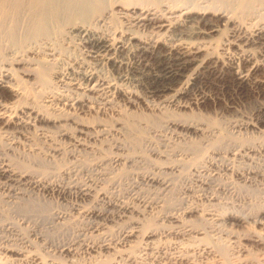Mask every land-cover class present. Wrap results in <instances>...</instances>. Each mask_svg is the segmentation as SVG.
<instances>
[{
	"label": "bare ground",
	"instance_id": "6f19581e",
	"mask_svg": "<svg viewBox=\"0 0 264 264\" xmlns=\"http://www.w3.org/2000/svg\"><path fill=\"white\" fill-rule=\"evenodd\" d=\"M23 102L22 109L19 104ZM212 102L219 104L220 115L192 116L195 108ZM233 102L245 103L252 110L227 115ZM47 124L59 127L58 139L85 151L96 148L95 143L100 148L109 146L110 141L112 148L123 149L117 136L136 129L159 127L170 132L171 144L164 137L152 148L162 161L158 169L187 174L208 193L205 203L185 210L196 211L199 223L187 222L178 213L163 215L169 225L162 227L160 235L178 234L181 241L171 247L151 244L149 255L136 264H197L198 257L195 261L192 256L198 251L223 257L224 249L216 245L219 241L203 245L204 236L210 240L225 237L228 243L239 240L235 255L250 254L243 264L254 262L264 252V0H0V130L17 133L33 128L45 135ZM61 148L53 146L46 156L73 155ZM1 156L0 190L15 194L27 186L61 197L69 194L78 201L70 207L89 219L91 231L122 220V246L139 234L148 239L157 231H144V227L142 231L140 217L132 218L130 213L142 215L153 202L160 208L168 205L164 196H156L153 202L143 200L142 210L117 203L91 178L63 184L45 176V168L44 175L38 172V164L37 171L21 169ZM113 160L128 163L133 157L117 152ZM96 162L102 168L99 176L107 179V161ZM77 167L64 169L62 174L85 169ZM143 179L158 184L160 190L170 185L155 174L143 175ZM224 197L229 203L225 199L223 206ZM104 201L117 205V211L112 214L101 205L86 204ZM31 206L21 209L25 216L33 213ZM226 216L249 219V227L228 230L216 222ZM47 217L51 221L63 218L58 213ZM10 248L5 253L21 254ZM69 250L70 242L60 247L61 253ZM32 263L38 264L35 259Z\"/></svg>",
	"mask_w": 264,
	"mask_h": 264
},
{
	"label": "rangeland",
	"instance_id": "374dc122",
	"mask_svg": "<svg viewBox=\"0 0 264 264\" xmlns=\"http://www.w3.org/2000/svg\"><path fill=\"white\" fill-rule=\"evenodd\" d=\"M237 103L238 102L230 103L232 104L230 111L232 110L233 111L232 112L227 111L228 112V113L226 112L227 115L228 114L229 115L231 114L239 115V114H243L242 112H245L244 110H246L247 113L252 110L250 106L248 107V105L245 103L244 104L242 102H239L238 104ZM25 104L26 103L23 102L22 104H19V106L23 109ZM218 106L219 104H216V103L214 104L213 102L211 104L208 103V105L201 106V108H195V111L191 113H192V116L194 115L197 117H205V116L215 117L221 114L220 106L219 107ZM243 106L245 109L243 108ZM216 107L218 108V111ZM241 109H243V111ZM234 111L236 114L233 113ZM191 113L188 112L189 115ZM183 116L187 117L188 115H183ZM45 127L48 128V129L46 128L45 133H44L46 136L42 135V133L39 130H35L33 128L22 129L20 132H17V133L13 131L0 130L1 132L0 133L1 134L0 135V142H1L0 143V156L2 155L1 158H3L5 161L7 159V162L11 166H16L21 169L32 167V169L37 171L38 168H40L41 170H38V172L43 173V175H44L45 170H47L45 176L49 175L47 177H49L51 180H55L63 184L64 183L73 184L75 182L84 183V182H87L88 179L91 178L95 181H98L99 183L98 185L101 186L108 193V197L111 200L117 203L136 205L135 207L141 210L142 208L145 207V206L142 207L143 206L142 204H144L143 200H150L153 202V200L156 199V196H160V197L164 196L163 198H164L165 204L166 205L168 204V205L167 206L164 205L165 207L163 206L160 208V206H157V204L153 202L151 204L152 206L145 207L147 209L143 210L144 212L140 210L141 213H143L142 215L136 211H134V213H130L129 216L132 218L140 217L139 220H141L140 222H143V223H141L142 226H139V227H141L142 231H143V227L145 228L144 231L146 230L148 231L157 230V231L152 237L148 239H146L145 235H142L143 238H141L140 237L141 235L139 234L137 237L133 238L132 241L134 242L131 241L129 245L122 246L121 244H119V240H121L120 238L122 236L121 229L124 226V223L122 222V220L114 219L112 221L106 222L103 225V227L100 228L98 231H91L89 229V219L79 215L76 211L72 210L71 208L72 205L78 201L69 194L64 197H61V196L56 195L55 193H46L38 189L27 187V186H21L20 188L21 192L15 193V194L6 193L5 191L0 190V231H1L0 232V240H1L0 244H2L0 245V264H33L32 259H35V262H38V264H136L138 259H141L149 255V252L151 251V248L149 247L151 246V244L154 246L164 245L167 247L169 246L171 247V246L178 244L179 243L178 241H181V238H180L181 235H178V234L174 235V233H169L166 236L160 235L159 233L160 230L162 231L164 229L162 227L164 226L168 227L169 225V223L166 220H163V217H164L163 215H166L168 213H173V214L178 213L176 215H181L182 217L186 216V218H188L187 222L189 220L190 222L193 220L194 222H197V223L200 222V221L198 222L199 215H197L196 211H185V210L195 204L199 203L200 205V203L202 204V202L205 203L203 199H204L205 194L208 192L205 193L204 190L202 191V189L199 188V186H197V182L192 178L190 179L189 178L190 176H187V174L182 173L181 175H178V173H173V174L167 173V172L162 173V171L158 169V166L160 162L162 161H159L161 160V158H159L155 154V152L152 151V148L157 147L162 138L170 136L169 135L170 132L167 129L159 128V127L155 128L154 130L153 128L152 129L143 128V129H136L132 132L130 131L125 136L119 135L117 136L118 140L124 144V148L120 150H117L116 148H112V146L110 145H112L113 142L110 141L109 146L105 144L104 146L100 148L99 144L95 143L96 148H93L91 151H85V150H79L77 148H74L66 140L62 141L61 139H58L57 131L59 127L52 125V124H47ZM167 139L169 143L171 144L172 139L168 137ZM53 146H60L62 147L61 149H64V150L69 149L73 151V155L68 154L67 152H64V153L54 155L51 158L46 156L47 153L51 151V148ZM34 150L37 153L38 152L39 153L37 154ZM31 151L34 155V156L32 155L33 156L32 158L29 156L31 155ZM117 152H121L122 154L133 157V161L128 162V163H119V164L116 163L113 159ZM38 155H40L41 157ZM27 158L29 160H27ZM39 158L41 159L44 158L46 162L44 161V159L42 160L44 162H42L41 159ZM101 158H104L107 161L106 170L107 171L109 170L107 174L108 178L105 180L101 179V177L99 176L102 168H101V165L98 166L97 165L98 162H96ZM32 160H33V163H32ZM20 162H23V163H20ZM37 164L39 165L38 168L36 167ZM76 166H78L77 168L84 166L85 169L82 172L72 171L71 174L69 175L62 174V170L64 169L72 170L73 168H76ZM42 168L43 169L45 168V170H43L44 172L42 171ZM146 174H155L163 178L165 177V179L170 181L169 187L166 189L160 190L161 188L159 189L158 184H155V185L149 184L143 179V175H146ZM189 180L190 181L192 180V181L190 182ZM193 180L195 182H193ZM191 188L193 189L194 192L192 191ZM141 195H142V198L139 199ZM225 199H226V202L228 200V203H229V199L224 197L222 199L223 204L220 203V205H223V206L225 205L224 204ZM188 201L189 203H191V205L187 203ZM198 201H201V202H198ZM86 204H93L98 207H100L101 205V207L108 208L110 210V213L112 214L117 211V205L110 206V205H107L105 201L99 202V203L87 202ZM186 205L188 207H186ZM30 206L31 208H33L32 212L34 214L32 213L29 216H25L26 215L25 212L22 211L21 209H24L27 207H28L27 209H30L29 208ZM18 207L20 208L18 209ZM149 207L151 210H149ZM40 210H42L43 213H46V214L41 213ZM150 211L152 212L150 213ZM159 211H161V213H159ZM48 213H58L62 215L63 218L62 220L51 221L50 218L47 217ZM151 217H154V218H151ZM150 218L151 220H149ZM160 220H162L163 223H161ZM220 221H221V226L223 225L225 226V228L227 226V229L230 227V229L243 230V229L248 228L250 224L249 219L243 220L242 218H238V217L226 216L221 220L220 219L217 220L216 222L220 224L219 223ZM222 222H225V223H222ZM219 235L220 237H222V236H225L226 234H219ZM222 238L223 239L220 238V240H216V239L210 240L208 236L203 237L202 241H200L201 243H205L203 245H206V242L208 241H209L208 242L209 244H211L213 241H216V242L219 241L216 245L219 244L220 245L219 247L220 248L222 247L224 249L223 250L224 253H223V257L222 256L220 257L219 255L216 254V252H214L215 256L213 254L206 255V253H203L204 254L203 255L200 251H198L200 255H197L198 252L197 253L194 252L193 253L194 255L191 254V256L193 255L192 257H196L195 261H197V257L199 260L201 259V261L198 260L197 264L199 262H201V264H207V263L208 264H227V263L228 264H243L242 261L246 263L245 261L250 255V254H247L248 257H246V255H244L246 254L245 253L246 251H244L242 255H238V256L235 255L237 253V249H238L237 247H240L239 240L235 241L236 243L235 245L234 242H232L233 244L230 241L228 243V239H224L225 237H222ZM143 239L145 241H143ZM69 242L71 244V250H69L66 253H61L60 247L63 245H68ZM101 242H104V243L106 242V244H108V247L104 248V247L96 246V245H99ZM7 248L19 250L21 254L5 253ZM246 248L249 249L250 247L246 246ZM143 250L145 252H143ZM231 250L233 252L232 254H231ZM254 256H256V254ZM203 257L205 259H203ZM256 257H255L254 262L253 261L247 262V264L249 263L250 264H264V260H263L264 252H259ZM181 263L182 262L177 263V264H181ZM173 264H176V263H173Z\"/></svg>",
	"mask_w": 264,
	"mask_h": 264
}]
</instances>
